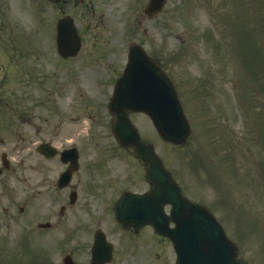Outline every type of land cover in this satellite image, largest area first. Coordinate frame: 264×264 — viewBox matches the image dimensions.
I'll list each match as a JSON object with an SVG mask.
<instances>
[{
    "label": "rangeland",
    "instance_id": "obj_1",
    "mask_svg": "<svg viewBox=\"0 0 264 264\" xmlns=\"http://www.w3.org/2000/svg\"><path fill=\"white\" fill-rule=\"evenodd\" d=\"M147 4L0 0V157L9 162L0 174V264H62L69 253L75 264H85L93 219L100 212L109 223L125 190L144 192L127 171L129 165L139 169L117 145L105 111L132 44L158 61L178 90L188 82L180 102L195 127L188 143L174 147L147 120L132 116L131 122L184 196L223 225L238 257L264 264V38L254 42L264 28V0H166L150 16L143 13ZM48 8L55 11L51 20ZM218 11L226 21L218 23ZM62 14L83 38L81 54L67 61L54 46ZM255 56L260 67L252 73ZM46 144L79 151L70 183L77 193L74 211H68L71 189L56 185L68 164L45 161L37 148ZM38 224L57 228L46 233ZM148 231L122 235L114 264H170L167 241L156 238L154 248L138 244ZM78 243L83 247L75 248Z\"/></svg>",
    "mask_w": 264,
    "mask_h": 264
},
{
    "label": "water",
    "instance_id": "obj_2",
    "mask_svg": "<svg viewBox=\"0 0 264 264\" xmlns=\"http://www.w3.org/2000/svg\"><path fill=\"white\" fill-rule=\"evenodd\" d=\"M164 0H150L147 12H158ZM70 21L64 19L57 25V49L62 57L74 55L78 40ZM70 47V48H67ZM111 107L116 113L112 124L119 144L135 154L148 166L147 181L152 189L142 197L124 196L118 204L117 219L123 226L136 229L150 224L157 233L169 238L177 253L176 264H241L236 261V250L221 228L203 208L192 205L180 197L178 188L163 170L152 148L140 142L129 124L126 112H142L149 116L163 140L174 145L183 144L189 134L176 94L168 79L138 48H132L123 76L116 84ZM41 152L52 155L44 148ZM66 172L69 178L74 166ZM7 167V164H4ZM171 204L170 220L175 230L167 228L169 219L162 212ZM156 207V214H154Z\"/></svg>",
    "mask_w": 264,
    "mask_h": 264
},
{
    "label": "flooded vegetation",
    "instance_id": "obj_3",
    "mask_svg": "<svg viewBox=\"0 0 264 264\" xmlns=\"http://www.w3.org/2000/svg\"><path fill=\"white\" fill-rule=\"evenodd\" d=\"M128 179V178H127ZM62 211V213L65 211V209H62L61 210ZM140 245H142V246H147L148 248H154V244L153 245H145V244H140ZM118 248H120V245L118 246ZM159 255L161 254V248H158V252H157ZM113 257H114V255H113Z\"/></svg>",
    "mask_w": 264,
    "mask_h": 264
}]
</instances>
